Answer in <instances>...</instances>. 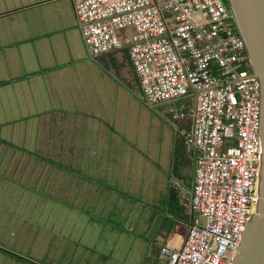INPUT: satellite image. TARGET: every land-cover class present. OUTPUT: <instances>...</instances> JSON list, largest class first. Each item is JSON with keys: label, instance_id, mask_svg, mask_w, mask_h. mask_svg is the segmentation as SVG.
Returning <instances> with one entry per match:
<instances>
[{"label": "built area", "instance_id": "obj_1", "mask_svg": "<svg viewBox=\"0 0 264 264\" xmlns=\"http://www.w3.org/2000/svg\"><path fill=\"white\" fill-rule=\"evenodd\" d=\"M88 53L123 52L141 100L194 96L191 224L167 264H235L260 202L262 83L223 0H73ZM187 120L183 112L172 115Z\"/></svg>", "mask_w": 264, "mask_h": 264}, {"label": "rangeland", "instance_id": "obj_2", "mask_svg": "<svg viewBox=\"0 0 264 264\" xmlns=\"http://www.w3.org/2000/svg\"><path fill=\"white\" fill-rule=\"evenodd\" d=\"M223 1L228 6L227 0ZM83 43L85 59L92 65L86 63V70L101 69L122 83L121 88L110 91L103 78L102 92L98 89L95 96L90 85L97 80L87 74L85 97H91L79 99L89 110L96 101L102 105L109 101L110 106H115L112 117H103L109 127L90 119L74 99H67L68 108H59L52 105L50 98L48 104L41 100L44 106L35 109L34 115H19L22 130L18 120L9 126L0 123V188L5 192L0 194V200L9 207L0 218V242L10 252H23L27 259L33 250L37 251L34 257L49 262L52 251L68 248L59 233L65 221L76 214L68 210L67 204L83 208L82 212L98 219H115L117 225L125 227L130 210L125 214L120 208L103 213L95 210L92 204L100 196L94 194L95 188L113 193L122 206L149 204L150 209L159 211L167 188L182 186L180 179L186 176L185 168L179 178L173 176L170 158L175 143L180 154L186 157L191 153L186 131L191 124L194 96L148 105L141 100L129 66L114 67L106 59L101 62L88 53ZM69 74L71 77V71ZM180 111L188 116L187 120L173 119L172 115ZM3 119L1 116L0 121ZM131 140L135 147L130 144L129 148L126 142ZM187 168L193 170L191 166ZM8 178L14 183H8ZM36 220L39 227L34 226ZM48 224L59 233H52ZM36 229L40 238L37 245L33 244ZM8 259L6 256L1 261Z\"/></svg>", "mask_w": 264, "mask_h": 264}, {"label": "crops", "instance_id": "obj_3", "mask_svg": "<svg viewBox=\"0 0 264 264\" xmlns=\"http://www.w3.org/2000/svg\"><path fill=\"white\" fill-rule=\"evenodd\" d=\"M82 42L73 0H0L2 125L9 126L17 120L21 123L19 115H34L35 109L43 108L42 101L49 103V98L52 105L59 108H68L67 99H74L90 119L106 125L103 117H112L115 106H110L109 101H104V105L96 101L92 110H89L87 106H83L85 102L80 103L79 99L91 97H85L88 92V75L93 74L92 77L97 80L90 85L95 96L98 89V92H102L103 78L108 83L105 87L110 91L121 88L122 83H118V78L105 74L101 69L92 67L91 71L86 70L90 63L85 59ZM110 57L123 62V58H114L112 55L99 60L110 61ZM27 120L29 119L24 122ZM21 124L22 130L24 124ZM190 130L191 124L186 133H190ZM126 143L127 147L135 145L133 140ZM171 150L174 155L170 158V167L173 157L180 152H177L180 150L178 143L173 144ZM190 151V155H187L189 162L184 167L187 170L186 176L180 179L183 185L167 188L159 211L150 209L147 206L149 204L145 207L127 204L122 206L113 193L103 187L95 188L94 194L100 195L98 202L92 204L96 207L95 210L103 213L112 208H120L124 214L130 210L125 227L117 225L115 219H98L82 212L83 208L67 204L68 210L76 215L72 220L65 221L67 223L64 224L63 232L59 233L53 225L48 224L52 233L55 230L59 233L67 249L52 251L49 262H42L38 256L34 257L37 251L31 250L30 258L27 259L23 257V252H10L0 242V264H8L9 260V264H167L161 255V249L167 247L179 250L191 224L189 202L194 179V151L191 147ZM188 166L191 169L193 167V170L188 171ZM10 182L14 183L8 178V183ZM170 191L174 196L170 195ZM0 194H5L2 187ZM8 208L7 202L0 200V213H3L0 218ZM34 226L39 227L37 220ZM39 241V231L36 229L33 244L37 245ZM6 256L9 257L8 261H1Z\"/></svg>", "mask_w": 264, "mask_h": 264}, {"label": "water", "instance_id": "obj_4", "mask_svg": "<svg viewBox=\"0 0 264 264\" xmlns=\"http://www.w3.org/2000/svg\"><path fill=\"white\" fill-rule=\"evenodd\" d=\"M227 3L237 32L245 41L252 70L262 83L260 202L235 264H264V0H227Z\"/></svg>", "mask_w": 264, "mask_h": 264}, {"label": "trees", "instance_id": "obj_5", "mask_svg": "<svg viewBox=\"0 0 264 264\" xmlns=\"http://www.w3.org/2000/svg\"><path fill=\"white\" fill-rule=\"evenodd\" d=\"M122 58H123V62H119V61L114 60L112 57H110V65L111 66H114V67L116 65H118L117 67H120V66H123V65L129 66L130 69H131V71H132V73L134 74V80L136 81V83H137V85L139 87L138 78H137V76H136V74H135V72H134V70H133V68H132V66H131V64H130V62L128 60V57H127V53L126 52H123ZM188 162H189L188 161V158H187V156L186 157L184 156V153L183 154H180L179 153L175 157H173V165L171 166L172 167L171 171L173 173V176L177 175V178H179L178 177L179 172H181V169H183ZM170 192H171L170 195L171 196H174V193L172 191H170Z\"/></svg>", "mask_w": 264, "mask_h": 264}]
</instances>
